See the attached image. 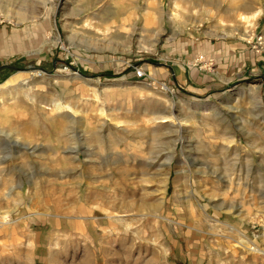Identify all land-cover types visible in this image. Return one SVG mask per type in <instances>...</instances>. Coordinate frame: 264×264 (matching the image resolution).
<instances>
[{
	"label": "rangeland",
	"instance_id": "374dc122",
	"mask_svg": "<svg viewBox=\"0 0 264 264\" xmlns=\"http://www.w3.org/2000/svg\"><path fill=\"white\" fill-rule=\"evenodd\" d=\"M227 1L0 0V264H264V0Z\"/></svg>",
	"mask_w": 264,
	"mask_h": 264
},
{
	"label": "crops",
	"instance_id": "0c3cea01",
	"mask_svg": "<svg viewBox=\"0 0 264 264\" xmlns=\"http://www.w3.org/2000/svg\"><path fill=\"white\" fill-rule=\"evenodd\" d=\"M2 35H0V36H2ZM14 43L16 44V41ZM8 47L9 46L6 47V45H5L3 48H1V45H0V57L2 55H4V53H7L6 49L8 50ZM191 53H196V52H195V50H193V52L191 51ZM188 55H189V52L187 50V56ZM170 70L172 71L173 74L175 72V75L178 78V80L180 81V83L185 86V87H181V88L183 90H186L187 92H191L192 94L204 92V91H207L208 89H210V88L212 89L214 87V85H213L214 83L207 81V80H209V78L206 77V75L201 73L199 70H197L196 67L178 66V68H175V69L170 68ZM186 78H188V80L190 81V84H186V83H188ZM193 259H195V258H193ZM88 261L85 263L89 264L90 262H88ZM189 264H196V263L193 261H190Z\"/></svg>",
	"mask_w": 264,
	"mask_h": 264
},
{
	"label": "bare ground",
	"instance_id": "6f19581e",
	"mask_svg": "<svg viewBox=\"0 0 264 264\" xmlns=\"http://www.w3.org/2000/svg\"><path fill=\"white\" fill-rule=\"evenodd\" d=\"M197 1V0H196ZM205 2V3H207V4H210V5H212V6H214L217 10H220L221 8H219L220 6H222L223 4L226 6L225 8H222V9H224L225 11H230V10H232L233 12H238L239 13V11L241 12L242 10H243V8H244V6H245V3L244 2H241V3H236V4H234V6L232 5V4H229L228 3V1L227 0H198V2ZM46 2V1H45ZM232 7V8H231ZM1 9V8H0ZM44 11L45 12H47L48 10L45 8L44 9ZM0 16H3V17H5V18H9L10 17V11H4V10H0ZM24 13V12H23ZM20 10L16 13L18 16H20V15H22L23 14ZM23 17H24V14H23ZM143 48H145V47H143ZM145 50V49H144ZM165 87V86H164ZM166 88V87H165ZM154 205V204H153ZM152 205V206H153ZM157 206V205H156ZM156 206H154V207H156ZM9 220V217L8 216H4L3 217V219H2V222L4 221V222H6V221H8ZM245 241V240H244ZM247 244H243V246L244 247H248V246H246ZM248 248H251V249H254V250H257V251H261L260 249H257V248H255V247H248Z\"/></svg>",
	"mask_w": 264,
	"mask_h": 264
},
{
	"label": "built area",
	"instance_id": "2783aa9c",
	"mask_svg": "<svg viewBox=\"0 0 264 264\" xmlns=\"http://www.w3.org/2000/svg\"><path fill=\"white\" fill-rule=\"evenodd\" d=\"M136 76H137L138 78H140V79H146V78H147L146 73H145L143 70H141V69L136 70ZM151 82L154 83L153 80H152ZM163 86L167 87V86L164 85V84H163Z\"/></svg>",
	"mask_w": 264,
	"mask_h": 264
}]
</instances>
